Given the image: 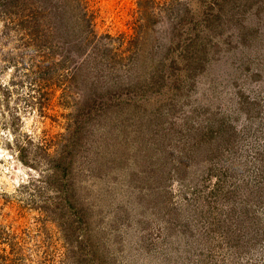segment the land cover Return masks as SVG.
Here are the masks:
<instances>
[{
  "label": "rangeland",
  "instance_id": "rangeland-1",
  "mask_svg": "<svg viewBox=\"0 0 264 264\" xmlns=\"http://www.w3.org/2000/svg\"><path fill=\"white\" fill-rule=\"evenodd\" d=\"M82 2L97 38L118 60L102 75L110 83L134 79L139 100L82 130L74 188L86 213L76 230L87 238L88 258L73 262L264 264V206L232 170L252 159L253 148L264 149V0ZM186 33L206 47L197 54L205 68L195 81L171 64L183 66L192 44ZM153 65L166 66L165 81ZM8 78L0 69V82ZM60 96L43 101L42 112H20L22 131L39 152L54 154L65 143L66 117L76 109L72 97ZM220 119L231 125L225 139L238 140L231 156L217 152L208 163L198 147L187 157L186 138L198 144L201 129H217ZM9 121V113L6 122L0 114V221L18 234L34 264H70L54 212L21 189L40 175L9 150L3 127ZM226 172L232 178L221 183Z\"/></svg>",
  "mask_w": 264,
  "mask_h": 264
},
{
  "label": "trees",
  "instance_id": "trees-1",
  "mask_svg": "<svg viewBox=\"0 0 264 264\" xmlns=\"http://www.w3.org/2000/svg\"><path fill=\"white\" fill-rule=\"evenodd\" d=\"M149 16L147 19H153ZM0 24V69L9 75L7 80L0 82V114L5 122L7 113L10 114V121L3 125L12 138L9 150L23 165L40 175L39 179L31 180L21 189L28 194L29 201L42 199L41 208L54 212L64 234L65 259L72 264L77 256L83 257L81 261L85 262L88 256L84 255L83 247L87 238L76 230V224L80 227L86 217L74 188L78 140L86 124L96 121L97 117L102 118L118 107L137 106V87L134 79L127 83L116 78L110 83V77L102 75L104 67L108 69L112 65L115 69L118 60L110 43H101L97 38L82 0H0ZM173 24L174 30H177L178 24ZM187 35L192 44L187 45L183 66L176 60L171 66L195 81L201 69L205 68L197 54L205 51L206 47L199 43L197 35ZM153 66L151 72L159 73L165 81V75L169 73L165 70L166 66L162 65L161 69ZM167 80L169 83L172 81L171 75ZM59 91L62 92L60 99L72 97L70 105L76 110L66 117L69 122L61 149L54 154L39 152L42 148L37 147L22 131L20 112L29 109L42 112L45 108L43 101L51 103ZM75 94L79 96L78 100ZM15 97L17 99L13 103ZM229 130V122L221 121L217 129H201L198 144L187 137L184 144L187 157L194 155V149L198 147L202 156L208 154L205 157L208 163L213 160L214 154L217 157L218 153L224 157L231 156L232 147L238 140L225 139ZM236 135L235 132L234 137ZM253 149L252 159L245 163L239 160L232 170L241 178L238 182L243 184L247 194L257 195L255 202L264 206V149L262 153L260 148ZM227 172L220 178L221 183L232 178ZM38 183H41L40 187ZM32 186L38 189L32 192ZM25 252L18 234L0 221V264H34Z\"/></svg>",
  "mask_w": 264,
  "mask_h": 264
}]
</instances>
